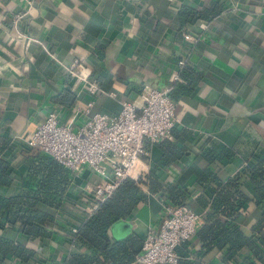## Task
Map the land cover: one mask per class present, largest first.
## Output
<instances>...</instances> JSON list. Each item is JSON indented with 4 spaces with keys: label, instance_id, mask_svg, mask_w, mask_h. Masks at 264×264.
<instances>
[{
    "label": "crops",
    "instance_id": "1",
    "mask_svg": "<svg viewBox=\"0 0 264 264\" xmlns=\"http://www.w3.org/2000/svg\"><path fill=\"white\" fill-rule=\"evenodd\" d=\"M213 6L219 12L207 19L189 23L179 15L182 8ZM17 13L21 18L13 24ZM186 31L201 35L191 45L182 38ZM72 59L79 61L86 76L96 79V94L70 89L72 79L65 66ZM174 70L176 81L170 78ZM196 74L200 78H194ZM192 78L196 82L189 89ZM144 88L169 89L178 122L165 139L183 149L178 160L166 164L161 140L148 144V163L157 167L161 184L185 190L183 203L201 217L205 209L193 197L199 193L208 201L201 186H214L210 179H202V170L208 168L223 182L245 165L251 153L264 155V0H33L29 7L0 0V135L10 138L3 157L11 156L12 178L10 185L0 187V194L13 196L26 189L30 159L23 138L48 113H56L65 124L74 105L92 99L89 114L116 115L122 102ZM64 90L76 97L71 105L58 101ZM82 119L78 117L73 128ZM209 151L219 155L210 163L202 155ZM97 180L87 168L71 180L57 224L75 230L81 212L90 207V190ZM165 202L160 192L147 194L130 216L108 228L107 237L143 238L158 228ZM256 216L255 207L245 204L239 217L245 234H251ZM17 240L35 252L34 259L20 263L6 255L0 264H63L69 253L93 254L66 244L61 231L41 243L27 242L20 234ZM178 248L180 264H221V251H199L193 236ZM100 261L113 264L107 258Z\"/></svg>",
    "mask_w": 264,
    "mask_h": 264
},
{
    "label": "trees",
    "instance_id": "2",
    "mask_svg": "<svg viewBox=\"0 0 264 264\" xmlns=\"http://www.w3.org/2000/svg\"><path fill=\"white\" fill-rule=\"evenodd\" d=\"M218 12L219 9L214 6L201 10L186 7L179 10V15L182 21L191 23L195 19H207L209 15ZM194 78L198 79L200 75L196 74ZM194 78L189 79V89L196 82ZM57 98L59 103L69 105L76 100L69 90H64ZM9 142V137L0 135V187L12 182L8 173L11 156L3 157ZM148 144L145 143L146 151ZM160 145L164 151L163 163L174 162L182 155L183 149L174 142L162 139ZM28 150L26 153L30 160L27 165L29 179L26 189L13 196L0 194V259L6 255L20 263L34 259L35 252L17 240L18 234L23 235L27 242L36 240L41 243L48 240L55 231H61L66 244L85 247L93 253H69L63 264H99L100 258H107L113 264H127L141 252L142 237L110 241L107 237L108 228L130 216L138 203L146 200L147 194L160 192L163 201L185 205V190L178 185L161 184L159 175L155 173L157 167L149 165L146 155H141L132 164L126 178L103 202L94 210L81 212L82 219L71 232L57 224V211L63 208L67 198L65 192L71 185L73 175L43 152ZM202 155L208 163L219 156L210 151ZM201 175L202 179H210L214 186H201L202 192L209 195L208 201L199 193L193 197L197 206L205 209L193 235L199 244V251L216 248L221 251V264H252L253 259L264 264V155L251 153L245 165L223 182L208 168L202 170ZM242 187L246 194L242 192ZM247 203H251L257 210L250 235L242 231L239 221ZM15 226L17 229L13 230ZM255 233L257 237L254 238ZM181 260L179 256L178 264Z\"/></svg>",
    "mask_w": 264,
    "mask_h": 264
},
{
    "label": "built area",
    "instance_id": "3",
    "mask_svg": "<svg viewBox=\"0 0 264 264\" xmlns=\"http://www.w3.org/2000/svg\"><path fill=\"white\" fill-rule=\"evenodd\" d=\"M13 1L29 7L33 0ZM20 18L21 13H17L11 21L15 24ZM200 35L186 31L182 38L192 45ZM65 71L72 79V91L80 89L89 95L98 92L96 79L84 74L78 60L72 59ZM170 78L178 79L176 70ZM91 106L92 99L84 105H74L65 124L58 121L56 113H48L23 142L63 165L74 178L86 168L94 172L98 180L91 187L89 207L94 210L126 178L135 160L146 155L145 143L168 138L178 117L168 88H144L134 99L122 102L116 115L89 114ZM81 116L84 119L73 128V122ZM199 222L200 215L185 205L163 203L158 228L145 233L141 252L127 264H178L176 249L194 235Z\"/></svg>",
    "mask_w": 264,
    "mask_h": 264
}]
</instances>
